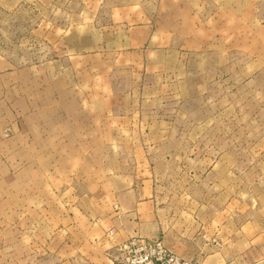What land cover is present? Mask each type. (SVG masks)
<instances>
[{"label":"crops","instance_id":"obj_1","mask_svg":"<svg viewBox=\"0 0 264 264\" xmlns=\"http://www.w3.org/2000/svg\"><path fill=\"white\" fill-rule=\"evenodd\" d=\"M75 1L85 8L69 18L85 22L60 29L59 53L22 64L0 54V264H117L106 255L110 228L115 240L156 237L157 189L135 150L142 142L124 137L142 130L133 86L208 49H242L264 66V34L249 32L256 5L264 32V0ZM247 226L239 251L219 249L200 264H264V231Z\"/></svg>","mask_w":264,"mask_h":264},{"label":"rangeland","instance_id":"obj_2","mask_svg":"<svg viewBox=\"0 0 264 264\" xmlns=\"http://www.w3.org/2000/svg\"><path fill=\"white\" fill-rule=\"evenodd\" d=\"M258 6L255 26L249 27L256 38L264 34ZM84 8L75 0H0V54L16 64L50 58L65 43L60 29L85 22L69 18ZM241 32L240 48L247 29ZM251 54L184 53L133 86L142 130L124 137L142 142L135 150L157 189L156 237L193 264L219 249L228 256L239 251L248 223L264 231V66L250 62ZM6 91V78L0 77L2 137Z\"/></svg>","mask_w":264,"mask_h":264},{"label":"built area","instance_id":"obj_3","mask_svg":"<svg viewBox=\"0 0 264 264\" xmlns=\"http://www.w3.org/2000/svg\"><path fill=\"white\" fill-rule=\"evenodd\" d=\"M113 244L106 252L111 263L117 264H193L170 251L159 237L148 238L138 235L123 240L113 239L114 228L108 230Z\"/></svg>","mask_w":264,"mask_h":264}]
</instances>
